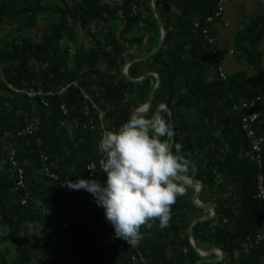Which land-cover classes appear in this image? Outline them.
<instances>
[{
  "label": "trees",
  "instance_id": "obj_1",
  "mask_svg": "<svg viewBox=\"0 0 264 264\" xmlns=\"http://www.w3.org/2000/svg\"><path fill=\"white\" fill-rule=\"evenodd\" d=\"M221 1L154 0L167 30L165 42L131 64L128 76L160 75L147 113L157 112L162 102L169 105L172 116L162 115L175 130L181 154L195 164L188 177L203 183L200 200L215 206V216L196 222L193 235L199 249L218 247L224 255L214 260L219 256L213 252L203 264H264V198L258 196L261 178L264 184V13L245 19L232 39L237 61L251 70H235L223 79L226 12L215 17ZM41 20L50 25L35 39L28 31ZM0 33V264H198L190 224L212 211L193 202L194 187L185 185L167 228L161 230L157 220L151 229L141 228L138 246L125 241L122 247L94 196L64 185L68 179L106 182L101 170L92 176L87 171L100 157V130L92 127L100 121L99 110L93 101L111 131L148 102L156 78L131 81L123 66L160 41L150 0H0ZM138 83L142 88H131ZM254 112L259 113L252 123L255 137L263 140L252 157L247 150L253 138L243 117ZM31 122L36 132L19 135ZM12 157L22 174L12 168ZM140 252L147 263L139 261Z\"/></svg>",
  "mask_w": 264,
  "mask_h": 264
},
{
  "label": "clouds",
  "instance_id": "obj_2",
  "mask_svg": "<svg viewBox=\"0 0 264 264\" xmlns=\"http://www.w3.org/2000/svg\"><path fill=\"white\" fill-rule=\"evenodd\" d=\"M153 76L156 78L157 74L153 72ZM73 84L77 82L67 83L63 90ZM147 103L136 108L117 130L103 131L98 144V160L102 157L98 171L106 173L105 184L86 179L76 182L68 179L64 183L69 189L90 192L97 205L103 207L115 237L131 247L138 246L143 239L142 227L151 229L157 220L161 230L169 226L172 206L186 193L181 178L195 171L194 162L181 154V145L173 139V128L162 115V110L168 112L167 103H160L161 113L153 112L151 116L147 114L149 110L146 112L142 108ZM37 129L38 126L31 122L19 131V135L30 136ZM98 160L93 162L98 163ZM88 166L90 176L98 172L91 174L93 170Z\"/></svg>",
  "mask_w": 264,
  "mask_h": 264
},
{
  "label": "rangeland",
  "instance_id": "obj_3",
  "mask_svg": "<svg viewBox=\"0 0 264 264\" xmlns=\"http://www.w3.org/2000/svg\"><path fill=\"white\" fill-rule=\"evenodd\" d=\"M225 9H226V11H225L226 12V19L225 20L229 23V25H228V27H226V26L223 27L224 29H223V34L221 35V38H222L221 45H222V48L224 51H229V50L233 49L232 39L235 35V31L240 26H242L244 24L243 23L244 20L248 19L251 16H255L259 13H264V0H225ZM49 25H50V20H41V21H39V24L37 25V27L34 29H29L28 33H29V35H31L35 39H39L42 30L44 28L48 27ZM6 29H7V31H12L15 35H18L14 31V29H11L9 26ZM99 29L101 31H105L106 26L101 25L99 27ZM7 31H5L4 33L7 34L8 33ZM77 32H78L80 38L83 39L84 30L82 28L78 27ZM67 43H68V41L66 39L63 42V44H67ZM85 43H87L88 47H90L88 40H86ZM260 47H261L262 51L264 52V39L260 43ZM263 59H264V57H263ZM71 61H73V60H71ZM102 66L104 67L105 64H101V67ZM98 67L101 68L100 66H98ZM125 67H124V70H125ZM224 67H225V70L227 73H231V72H233L235 70H239V69L251 70V68L247 62H245V61L238 62L237 58L235 57V54L227 57V63L226 64L224 63ZM141 68L144 70L148 69L146 66H143ZM101 69H103V68H101ZM146 73H147V71H144V74H146ZM151 75H153V74H151ZM10 88H13V87L10 86ZM131 88H133V89L142 88V85H141V83L134 84V85H132ZM13 89L16 90L15 88H13ZM162 112L165 115V111L162 110ZM151 113L152 112H150L149 114L147 113V114L149 116H151ZM101 115L105 116L104 112H102ZM193 190H190L192 197H194V193H195V189H193ZM1 231H3V229H1L0 232ZM3 247H4V245H1V250H3ZM39 258H40V256L38 255V257L36 259L38 260ZM201 264H203V262Z\"/></svg>",
  "mask_w": 264,
  "mask_h": 264
},
{
  "label": "built area",
  "instance_id": "obj_4",
  "mask_svg": "<svg viewBox=\"0 0 264 264\" xmlns=\"http://www.w3.org/2000/svg\"><path fill=\"white\" fill-rule=\"evenodd\" d=\"M219 5L220 6H219L218 11L215 14V17L221 18L224 15L223 12H225V0H222ZM213 19H214V16L212 15V16H210L208 18V21H212ZM228 25H229V23L227 21H225V26L228 27ZM204 33L206 35V38L210 39L211 42H214V39L209 37V32H208L207 29L204 30ZM213 50H214L215 53H217L216 48L213 47ZM230 54H233V50H230L229 52H227L225 54V56L228 57ZM218 56H220V54H218ZM221 64L222 65L219 68V74H220L221 78L225 79L227 77V72H226L225 67H224V60L222 61ZM124 67H125V70H124ZM129 68H130V61L125 63V65L123 66V73L125 72L126 74H128ZM29 94L30 95H34L35 93L31 90L29 92ZM257 100H259V98H257ZM248 104H249L248 102H245V103L242 104V106L246 107V106H248ZM254 104H255V101H251L250 105H254ZM93 106L97 110H99L98 117H99L100 121H99L98 124H93L92 127L93 128H97L98 130H100V137H102V133H103V131H105V122L103 121V117L104 116L101 115V113L104 112V111L101 110V108L99 107L98 103H96V104L94 103ZM144 107H142V108H144ZM237 107H239V106L237 105ZM104 115H105V112H104ZM258 118H259V113L258 112H254V113H252V114H250L248 116H244L243 117V128L246 131L247 136L248 137L250 136V137L253 138V140H252V149L251 150H247V155L248 156L251 155L252 157H254L253 152H258V151L261 150V142L263 140V139H257L255 137V131H254V128H253V125H252V123L256 122L258 120ZM44 158L47 159V156L44 155ZM101 158H99L98 163L93 162V163H91L88 166V169H92L93 170V171H91V174H93L95 171H98L100 169V160H101ZM12 160H13V166H14L12 168H14L15 170H18L20 172V174H22L23 173L22 168L19 167V165L16 163V161H15V159L13 157H12ZM0 167H2V166H0ZM22 183H23V180H22V175H21V179L18 182V186H19V184H22ZM262 183H263V178H261V180H260V192L258 194V196L260 198H264V184H262ZM113 240L115 242H118L119 245L123 247L122 243L125 242V241L122 240V239L116 238L115 234L113 235ZM216 253L218 254L219 258H220V256H222L221 251H217ZM140 255H141V258L139 259V261H145L147 263V258L145 256H142L141 252H140ZM148 264H150V263H148Z\"/></svg>",
  "mask_w": 264,
  "mask_h": 264
},
{
  "label": "water",
  "instance_id": "obj_5",
  "mask_svg": "<svg viewBox=\"0 0 264 264\" xmlns=\"http://www.w3.org/2000/svg\"><path fill=\"white\" fill-rule=\"evenodd\" d=\"M150 7H151V9H152V11H153V13L155 15V18L158 21V24H159L160 33H161L160 41H159L158 45L155 47V49L153 51H151L150 53L146 54L145 56H143L141 58H137V59L131 60L130 61V65L133 64V63H135V62L143 61V60L149 58L155 52H157L163 46V44L165 42V37H166L167 30L165 28V25L163 24V22L160 19L159 13H158V11H157V9L155 7L154 0H150ZM153 72H155L157 74V76H156L157 81H156V85L154 86L153 90L150 93V96H149L148 103H147L146 107L143 108L144 111H146V112L150 109L149 107H151V105H152V100H153L154 93H155L156 89L160 85V82H161L160 75L156 71H149L143 77L138 78V79H133V78L129 77L128 74H125L131 81H134V82H142L148 76H150L151 74H153ZM166 106H167V110H168L169 114L171 115L172 113L170 111L169 105L166 104ZM156 111L158 113H161L159 106L156 108ZM171 121H173V117H171ZM173 131H174V137H173V139L175 140V130L173 129ZM181 182L184 183L185 185L194 187L195 193H194V197H193V202L198 207L203 208L205 210H211V211H213V214H208L206 216H202V217L195 218L191 222V224H190L189 232H190L191 242H192L193 246L196 248L197 252L201 256V259L199 260L198 264H201L203 261H205V258L208 257L210 254H212L217 249L221 251V254H222V257H223L224 252L222 251V249H220L218 247L214 248L210 252H205V251L199 249L198 246H197L196 240L194 238V235H193V226H194V224H196V222L202 221V220H209V219L213 218L215 216V213H216L214 204H203L200 201V194L202 192L203 183L200 180H197V179H194V178H188V177L187 178H181ZM214 260H218L219 261L220 259H214Z\"/></svg>",
  "mask_w": 264,
  "mask_h": 264
}]
</instances>
